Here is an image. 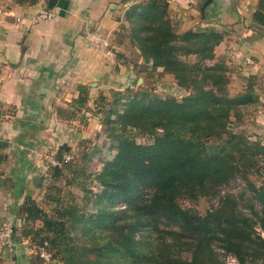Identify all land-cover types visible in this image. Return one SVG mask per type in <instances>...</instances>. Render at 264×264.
I'll use <instances>...</instances> for the list:
<instances>
[{
    "label": "trees",
    "instance_id": "trees-1",
    "mask_svg": "<svg viewBox=\"0 0 264 264\" xmlns=\"http://www.w3.org/2000/svg\"><path fill=\"white\" fill-rule=\"evenodd\" d=\"M12 1L32 6L40 0ZM116 20L114 43L121 46L126 37L144 65L172 74L188 94L162 98L129 87L99 93L112 158L91 171L100 148H78L76 159L65 160L72 148L60 144L54 158L61 165H49V175L59 180L74 171L82 205L73 195L66 202L51 193L53 184L44 194L54 204L49 211L26 196L17 211L24 227L16 237L46 247L63 264H225L217 248L239 264H264V237L256 230L259 225L264 232V143L250 139L257 126L256 78L240 76L243 90L231 95L232 68L214 55L224 32L212 26L179 31L167 0L132 3ZM251 22L264 27V0H256ZM77 90L72 111L58 114L86 126L89 88ZM236 178L246 182V197L227 192L203 214L180 203L213 199ZM37 221L38 227L29 226Z\"/></svg>",
    "mask_w": 264,
    "mask_h": 264
},
{
    "label": "crops",
    "instance_id": "crops-1",
    "mask_svg": "<svg viewBox=\"0 0 264 264\" xmlns=\"http://www.w3.org/2000/svg\"><path fill=\"white\" fill-rule=\"evenodd\" d=\"M47 1L20 6L0 0V153L4 154L0 158V226L16 219L26 196L34 197L31 185L44 168V152L64 142L70 145V135L72 139L82 135L74 125L77 120L58 115L61 108L72 111L78 85L110 83L121 67L115 58L120 47L113 37L119 26L117 16L132 0H57L56 18L31 23V16ZM199 1L204 0H168L170 9L184 10V23L189 19L190 25L197 23L193 20ZM243 1L213 0L205 18L229 29L231 35L220 42L216 55L225 58L237 84L240 76L256 78L258 103L263 105L264 30L252 25V8L247 9ZM248 57L253 65L245 64ZM258 118L264 121L262 111ZM25 239L14 235V251L1 253L0 264H33Z\"/></svg>",
    "mask_w": 264,
    "mask_h": 264
},
{
    "label": "rangeland",
    "instance_id": "rangeland-1",
    "mask_svg": "<svg viewBox=\"0 0 264 264\" xmlns=\"http://www.w3.org/2000/svg\"><path fill=\"white\" fill-rule=\"evenodd\" d=\"M145 1H147V0H132L131 2L129 1L130 3H128L127 7H129L132 3H142ZM243 2H244L245 7H247V9L252 8V10H253L256 0H245ZM201 4H202L201 1H199L197 3V7L200 8ZM183 11H184L183 9H181L180 11H178V10L174 11L173 8L170 9V6H169V15L177 24L179 31L195 30L198 27L212 26V27L224 32L223 40L226 39V37L228 38V36L231 35L230 34L231 32H229V29L228 30H225L223 28L221 29L218 26V24L221 25L220 24L221 22H216V21H213L209 18H202L201 13H200V9H198V13L196 14L195 20L191 19L193 21H197V23L194 24L192 22L193 24L190 25V24H188L189 19L186 20L187 23L186 22L184 23L186 15L183 13ZM202 23L207 24V25L201 26ZM126 25H128V24L126 23ZM114 37H113V40H114ZM217 46L214 49V55H216ZM118 47H120L119 48L120 50L117 53L115 52L116 53L115 58H116L117 54L120 56V57L117 56V58L118 59L120 58V60H121V61H119L120 65H121L119 70H121V71L118 72L119 70L117 69L115 71V73L112 74V78H111L110 83H101V82L99 83V81H97L92 86L85 85L89 88L88 104H89L90 109L84 111L83 115L88 119L87 120L88 124L86 126H84V125L80 124L79 121L77 120L76 124H74V125L78 126L79 132H81L82 135L78 136V138L75 137V139H72V135H70V138L68 140V142H70V147L72 148V150L67 154L71 155V157L74 156L75 157V158L73 157L74 159H76L77 156L80 155V152H78V148L81 150L82 149L88 150L89 152L92 151V148L94 146L101 149L102 153L95 155V157L92 160V163L89 166V170H91V171L99 170V168L102 165V159H111L113 156V151H110L108 149L109 141L106 140L105 134L103 133V126L101 123L102 118H103V113L100 112L102 110L99 109L98 103H97L99 93H104L105 95L110 96L111 91L113 89H123L125 87H129L130 89H133L135 91L136 90L145 91L148 94L157 95V96L162 97V98L173 97L175 99H181L183 96L188 94L187 90H185V89H183L177 85V82L174 79L172 74H170L166 71H163L160 68L157 70L151 69L150 64L144 65V63L142 62V58L140 56L139 51L135 47L130 45V43L126 37H125L122 45L118 46ZM219 57H221V56H219ZM117 58H116V61H118ZM124 60L126 62H124ZM99 86H101V87L98 88ZM242 90H243V88H242L241 84H237L234 79H231L230 84H229V93L231 95H234L237 92H240ZM70 91H71V93L75 92L74 88ZM259 103H260V101H259ZM259 103L256 104V106L254 107V110H253V111H256L255 116H254V114H253V116L255 118V123L257 124V126L254 129V131H251L250 139L252 141H261L262 143H264V124H263L264 121L261 122L258 118V117H260L261 111H262V113H264V104L262 105V103L261 104H259ZM104 108H107V106H105ZM61 109H64V108H61ZM8 111L11 112L12 108H8ZM85 112H89L90 115L89 116L85 115ZM81 114H82L81 112L77 113V117H80ZM1 116L2 115H1V110H0V117ZM67 121H69V120H67ZM81 140L83 142L77 145V143ZM137 141L138 142H145L146 140H145V138L137 137ZM56 150H57V148L56 149L53 148V149H48L47 151L44 152L46 154V155H43L44 168L40 171L38 176L35 177L34 182L31 185V187L33 189L32 194L34 195L33 198H35L36 202L41 207H43L46 211H49V209L54 205L52 202H49L44 198V194H45V192L49 191L48 186L50 187L51 184L54 185L52 187V189H50L51 193H54V194H57V195L63 197V199L66 202L70 201L72 198V195H73L74 197H76V201H74V202L79 201V204L82 205V198H81L82 192L80 191L79 187L76 184L80 178L77 177V175L74 171H66L64 173V176L59 180H53L49 175L50 169H48V167H49V165L53 166L51 164V160L56 159V158H54ZM10 151L12 152V150H10ZM7 153L10 154L9 152H7ZM0 158H4V154L0 153ZM80 164H82V160L79 162L78 165H80ZM260 165L264 166L263 160L260 162ZM73 169L75 170L76 168L74 167ZM2 174H3V171L0 170V176L1 177H2ZM73 176H75V178H72ZM38 178H40L41 180L39 181L38 184H36ZM250 179L252 181H254V183L256 185H259V182H260L259 176L252 175L250 177ZM245 187H246V182L243 181L241 178H236V179L231 180L227 184H225L222 187L218 196L213 198V199L200 198L197 202H194V203H190L187 200H181L180 203L184 207L191 206L196 211L203 214L209 207H211L213 205L215 206L218 203L219 198L221 196L225 195V193H227V192H231L233 194H236V196H238V197L241 195L246 197L248 194L246 193ZM80 195H81V197H80ZM5 223L12 224V226L14 227V232H15L14 235L20 236L19 233L22 231V229L24 227V222L22 221V219H20L16 216V219L14 221H12V219H11L9 221L2 223L1 226H3V224H5ZM39 225H40L39 221L32 223V224H29V226H32L34 228L38 227ZM32 246L29 244V247H32ZM44 249L47 250L46 247H44ZM13 251L10 253H13ZM90 257H93L92 253L90 254ZM40 259L41 258L39 256H37L35 253H33V252L31 253V261L33 264H63L58 259L53 260L52 255H51L50 261H43L42 259L41 260ZM255 264H263V263L261 261H259Z\"/></svg>",
    "mask_w": 264,
    "mask_h": 264
},
{
    "label": "built area",
    "instance_id": "built-area-1",
    "mask_svg": "<svg viewBox=\"0 0 264 264\" xmlns=\"http://www.w3.org/2000/svg\"><path fill=\"white\" fill-rule=\"evenodd\" d=\"M56 10L54 8H48L47 5L43 6L40 10H38L35 14L31 16L29 19L31 23H41L45 21L52 20L56 18ZM17 21L22 22L23 18L22 17H17ZM245 64L246 65H253L254 61L252 58L248 57L245 59ZM87 116L90 115L89 112L86 113ZM65 160L71 159V155L65 154L64 155ZM51 164L53 166H60L61 162L56 159L51 160ZM256 230L258 233L261 234L262 237H264V232L262 229L259 227V225L256 227ZM14 227L10 223H5L3 226L0 227V253H3L4 251L12 252L15 247L14 243ZM24 242L26 244H30L28 239H25ZM30 251L35 253L37 256H39L43 261H50L51 259V254L45 250L44 248H37L36 246L30 247ZM217 251L221 255V258L223 259L225 264H239L238 260L236 257L229 253L225 252L224 249L218 248Z\"/></svg>",
    "mask_w": 264,
    "mask_h": 264
},
{
    "label": "water",
    "instance_id": "water-1",
    "mask_svg": "<svg viewBox=\"0 0 264 264\" xmlns=\"http://www.w3.org/2000/svg\"><path fill=\"white\" fill-rule=\"evenodd\" d=\"M212 1H213V0H204V1L202 2L201 6H200V8H199V9H200V13H201V17H202V18H205V9L211 4ZM234 2H235V1H234ZM56 3H57V0H48V1H47V7H48V8H54L55 5H56ZM258 28L264 30V27L258 26ZM40 180H41V179L38 178L36 184H38Z\"/></svg>",
    "mask_w": 264,
    "mask_h": 264
}]
</instances>
